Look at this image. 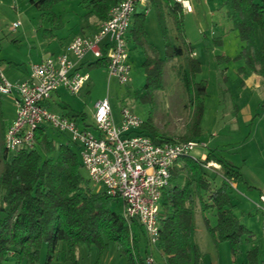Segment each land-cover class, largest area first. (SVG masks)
<instances>
[{
  "label": "trees",
  "instance_id": "trees-1",
  "mask_svg": "<svg viewBox=\"0 0 264 264\" xmlns=\"http://www.w3.org/2000/svg\"><path fill=\"white\" fill-rule=\"evenodd\" d=\"M40 10L51 11L54 4L62 0H31ZM92 6V12L103 20L116 0H82ZM160 23L165 56L157 46L147 40L146 13L136 12L130 29V37L146 51L143 62L146 81L135 92V97L156 104L155 91L165 84V70L168 61H175L181 83L189 94L192 109L191 121L185 133L168 135L155 123L153 110L143 123V130L160 141H187L200 138L201 121L204 114V98L207 94V80H197L202 62L193 54V47L186 42L184 10L171 0H151ZM221 8L229 22L228 30H236L245 42L241 51L233 58L220 56L218 60L243 59L238 68L243 74L252 69L264 75V50L256 42V25L264 26V0H222ZM172 18L183 43L176 42L168 24ZM108 63L107 58L97 59L90 66ZM67 108H69L66 105ZM70 117L85 115L82 111L69 108ZM3 141L0 143V264L9 255L19 261L33 264L39 257L43 244L47 245L45 264L54 259L77 264V250L83 243L96 245L103 251L112 242L121 245L129 264H148L141 253L138 239L122 213L111 204L116 201L104 188L95 190L81 158L67 143L56 144L47 126L36 130L33 148L26 146L8 153ZM55 151V155L50 154ZM217 161L219 167L210 172L205 163ZM179 162V163H178ZM171 183L161 200L159 223L160 235L157 247L165 255V264H203L204 253L193 242L194 209L200 203L202 211L212 210L215 222L204 216L207 228L216 243L228 241L233 252V263L240 244L251 229L242 222L237 213L238 205L233 202L230 182L245 181L243 172L224 158L209 150L205 159L191 155L177 160L171 169ZM244 213V211H242ZM250 214L251 212H247ZM246 213V214H247ZM137 226L144 234L143 228ZM250 264H258L260 244L252 242L246 251Z\"/></svg>",
  "mask_w": 264,
  "mask_h": 264
},
{
  "label": "rangeland",
  "instance_id": "rangeland-1",
  "mask_svg": "<svg viewBox=\"0 0 264 264\" xmlns=\"http://www.w3.org/2000/svg\"><path fill=\"white\" fill-rule=\"evenodd\" d=\"M221 4L222 0H194L193 11H184L185 36L191 40L196 49L202 50L204 47L202 44L210 43L212 45L213 38L221 35L223 38L221 44L224 50L231 53L237 50L239 53L241 51L239 50V43L242 40L237 34L238 32H235L236 30H228L229 22L225 18ZM147 7V11H145L146 30L148 32L147 40L157 46L161 56L164 57V40L156 9L151 4ZM138 9H143L141 4L138 5ZM53 10L62 15L61 22L64 24L62 30H66L69 27L74 32L76 31L77 35L84 34L79 25L75 26L80 20L87 17L83 14L87 11V7L82 0H62L52 8V12L40 10L31 0H0V63L7 77L12 78L11 74L13 71V73L17 71L19 75L24 74L27 69H30L33 62L48 54L49 50L45 51L48 48L45 42L53 38V33L50 34L47 27L53 32L58 31L52 26L51 17ZM88 18H94V14ZM17 21L20 24L15 27L14 23ZM168 24L175 41L183 43V38L170 17ZM47 31L48 33H46ZM212 31H214V34H212ZM127 48L131 65L130 78L127 83L122 84L116 78L109 77L108 69L105 65L93 66L90 69L91 78L78 94H74L64 87L59 88L48 99L47 106L59 112L64 104H68L76 110L84 111L86 113V122L94 124L95 103L97 100L108 96L117 122L121 120L124 107L129 108L143 120H146L150 111L153 110L154 121L163 132L172 136L185 133L191 121L192 109L189 105L188 91L181 83L175 67L172 66L177 62H167L165 84L163 88L155 91L156 104L153 106L135 97V92L146 81L143 67L146 51L132 41L131 37L128 39ZM238 53L229 57L233 58ZM218 57L216 56L218 63L224 62L218 60ZM231 60L238 61L243 59ZM217 62L214 61L213 57L207 58L204 61L203 69L196 76L197 80H207V94L204 98V114L201 121L202 134L200 138L195 139L201 144L190 152V155L197 159H202L203 153L208 152L215 144L224 146L220 148L226 150L233 143L240 152L247 150L253 151V153L260 151L259 148L262 147L260 143H247L246 139L241 138L250 134L254 119L256 125L264 126V101L258 104L256 100H253L254 98H251L248 109L251 108L250 114L254 118L250 122L247 120L250 114L247 115L246 113H242L239 116V121H232V101L230 91L226 86L227 77H221L215 73L214 65ZM86 66L89 67L88 65ZM232 67L233 65L231 64V70ZM244 91L249 93L251 90L244 89ZM14 112L16 113L14 95L0 93V143L3 141L4 132L2 129L6 132V125ZM230 130L241 132L235 133ZM49 132L56 144L67 143L76 150L81 158L80 147L71 141L67 133H59L52 128H49ZM227 153L226 150L225 154ZM55 154L54 151L50 155L53 156ZM251 159L252 162L248 166L243 167L248 179L246 180L244 176L245 181L238 183L239 189L249 191L257 199L254 202L258 203L255 205L250 200L247 199V201L244 197H241L246 201L248 209L251 210V213H247L243 220L249 228L254 230L259 237V241L264 244V211L260 207L262 205L261 195L264 194L261 193L264 191V165H260L253 158ZM254 159L258 160V158ZM237 160L239 159L237 158ZM205 167L210 172L215 173L216 171L213 168L214 166ZM85 172L86 170L84 169ZM92 186L95 190L102 188L100 184L94 182H92ZM235 190L232 189L230 191L234 195H232L233 199H235ZM111 207L115 211L122 213L123 201H114ZM206 214L212 222L215 221V215L212 210L204 212L200 203H198L194 209V238L205 252L203 264H232L234 255L230 243L228 241L219 243L214 241L204 219ZM132 231L137 236L138 245L142 249L141 253L145 256L144 250L147 247V251L152 253L154 257L152 264L163 263V259L157 256L158 251L155 250L157 245L148 244L145 235L137 226H133ZM246 251L247 244L244 241L240 244L239 250L235 255L238 264H250L246 257ZM77 255V264H129L127 256L122 252L121 245L117 242L110 243L103 251H100L96 245L83 243L79 246ZM46 257L47 245L43 244L39 257L33 264H45ZM259 263L264 264V257L259 258ZM4 264H27V260L19 261L15 256L9 255ZM50 264H71V261L69 259L64 261L56 258Z\"/></svg>",
  "mask_w": 264,
  "mask_h": 264
},
{
  "label": "built area",
  "instance_id": "built-area-1",
  "mask_svg": "<svg viewBox=\"0 0 264 264\" xmlns=\"http://www.w3.org/2000/svg\"><path fill=\"white\" fill-rule=\"evenodd\" d=\"M150 1L116 0L93 34H78L67 51L33 62L30 76L25 80H10L0 63V93H17L16 116L4 136L8 153L23 146L33 148L39 126L67 133L80 147L81 161L91 181L100 184L116 201H123L122 214L127 223L130 227L134 222L139 223L148 244L154 246L159 241L161 200L171 183V169L179 158L190 155L201 143L198 140L156 142L143 130L144 120L129 108L122 109L121 120L117 122L108 96L96 101L94 124H85L47 106L53 92L61 87L74 94L81 91L90 74L80 69L79 63L88 54L94 59H108L109 77L122 84L129 81L130 29L138 5L148 6ZM193 1L171 0L185 12L193 11ZM19 24L17 21L14 26ZM261 199L260 207L264 211V194ZM146 261L152 264V253H148Z\"/></svg>",
  "mask_w": 264,
  "mask_h": 264
},
{
  "label": "crops",
  "instance_id": "crops-1",
  "mask_svg": "<svg viewBox=\"0 0 264 264\" xmlns=\"http://www.w3.org/2000/svg\"><path fill=\"white\" fill-rule=\"evenodd\" d=\"M58 3H60V2H58ZM58 3H56V4H58ZM84 3H85V6L87 7V11L84 12L83 14L86 15L87 17H85V19H83V20H80L78 24H75V26L79 25V28L81 29L82 33H84V35H91L97 30L98 25L101 22V19H99L96 16V14H94L92 12V6L88 2H84ZM56 4H54V6ZM141 5H142L143 9L142 10L138 9L137 12L147 11V8H148L147 5H143V4H141ZM53 11L54 12H53L52 17H51V20L53 22L52 26H53V28L57 29L58 31L53 32L51 29H49V27H47L48 30L50 31L49 33L50 34L53 33V38L45 42L47 44L46 47H48V48H46L45 51L49 50V52H48V54L42 56L37 61H40V60L44 59L45 57H47L51 54L62 53V52L67 51L70 42L77 35V32L76 31L74 32V30H72L69 27H67L66 30H62V28L64 27V24L61 22L62 15H61V13H58L55 10H53ZM92 14H94V18H92V19L88 18L89 16H92ZM235 32H237V31H235ZM46 33H48V31ZM212 34H214V31H212ZM255 35H256V42H257L258 47H260L261 49L264 50V26L260 27V26L256 25ZM186 42H188L192 45L193 54L202 62V69L204 67V61H206L207 58L213 57L214 61L217 62L216 56H219V57L220 56H233L236 53H238L237 50L233 53L227 52L226 50H224L223 45L221 44L223 42V38L221 35L215 36L213 38V41H212L213 44L212 45L210 43L202 44L204 46L202 50L196 49L193 46V44L191 43V40L187 37H186ZM244 44H245L244 41H241V43H239V48H240L239 50L242 49ZM217 49H219V50H217ZM200 55H201V57H199ZM96 60L97 59H94L91 54H88L87 57L84 60H82L81 63H79L80 69L88 71L90 74V78H91L90 69L92 67V66H90V63H92ZM37 61H35V62H37ZM231 64L233 65L232 70H231ZM243 64H244L243 60H238V61L230 60V61H224L221 64L217 62L214 65V71L217 75H219L221 77L222 76L227 77L226 86L228 87L230 94H231V101H232L231 102V107H232L231 113L233 115L232 121H234V122L239 121V116H241L242 113H246L247 115L250 114L251 108L248 109V107H250L249 105L251 102V98H254L253 100L254 101L256 100V102H258V104H260L261 102L264 101V75L254 71L252 69L246 70L243 74L238 73V71H237L238 67H240ZM86 65H88L89 67H87ZM3 70H4V68H3ZM13 72L11 74L12 78L8 77L12 81H22V80L27 79L30 76V69H27L24 74H20V75L17 73V71H16V73H13ZM244 89H249L251 91L249 93L248 92L246 93L244 91ZM12 94L14 95V98L17 96L16 92H14ZM66 105L69 108H72L70 105L64 104L62 110L59 112L55 111L51 108L50 109L55 111V112H58V113L67 114L69 108H67ZM72 109H74V108H72ZM77 111H79V110H77ZM82 112H84V111H82ZM15 116H16V113L14 112V114L12 115V117L10 118L9 122L6 125L7 127L14 120ZM93 117H94V114H93ZM76 118L78 119V121H82L85 124H91V123L86 122V113H85V115H83V116L80 115V116H77ZM253 118L254 117H252V115L250 114L248 116L247 120H249V122H250V120ZM254 122H255V119L253 121V125L251 127L250 134L242 136L241 139H246L247 143H257V144L260 143V145H262V147H260V148L258 147L260 149V151L253 153V151L242 150L240 152L239 149L237 148V146H234L233 143H232V145H229L227 147V149H226L228 152L227 154H225L226 150L224 148H220L222 145L215 144L213 147L210 148V150H213L214 153L218 157L224 158L227 161H229L230 163H232L236 166H239L241 171L243 172L244 176L246 177V180L248 178L246 176V171L243 169V167L248 166L252 162L251 158H253V160H256L258 163H260V165H264V126L256 125V123H254ZM7 127H6V129H7ZM231 132H235V133L239 132L240 133L241 131H237V130L233 131L232 130ZM222 147H224V146H222ZM207 153L208 152L203 153L204 158L206 157ZM232 154H233V156H232ZM237 158L239 160H237ZM254 158H258V160L254 159ZM212 162L216 163V165H214L213 168L219 167V163L217 161L212 160ZM248 185L252 186L250 184H248ZM232 189H236L235 190V199H233L234 197H232L233 194L231 192L230 193H231V197H232L233 202L238 205V209L236 211H237V213L240 214V218H241L242 222H244L243 217H245L247 212H249V211L251 212V210L248 209V205L246 204V201H244L241 197H244L245 200H247V199L250 200L255 205H257L258 202L255 203L254 201L257 199L254 196H252L249 191H244L242 189H239V183L238 182H230V191ZM261 193H264V191ZM242 211H244V213ZM214 222H212V223H214ZM251 231H252V233L250 235L246 236V238L244 239V241L247 244V250L249 249L252 242H258L260 244V258L264 257V244L259 241V237L256 235L254 230L251 229ZM194 235L195 234H194V230H193L192 240L194 243L198 244L194 238ZM200 248L203 251V253H205L201 246H200ZM155 250L158 251V255H157L158 258L160 257V259L161 258L163 259V263H160V264H165V261H166L165 255L163 254L161 249L157 247V249L155 248ZM203 259L205 261V255H204ZM258 264H260V263L258 262Z\"/></svg>",
  "mask_w": 264,
  "mask_h": 264
}]
</instances>
